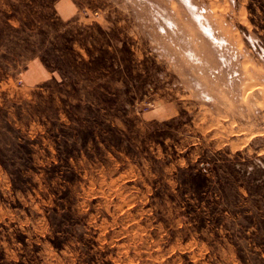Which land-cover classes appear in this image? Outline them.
<instances>
[{
	"label": "rangeland",
	"instance_id": "obj_1",
	"mask_svg": "<svg viewBox=\"0 0 264 264\" xmlns=\"http://www.w3.org/2000/svg\"><path fill=\"white\" fill-rule=\"evenodd\" d=\"M0 264H264V0H0Z\"/></svg>",
	"mask_w": 264,
	"mask_h": 264
}]
</instances>
